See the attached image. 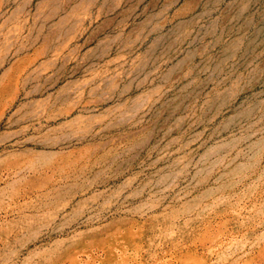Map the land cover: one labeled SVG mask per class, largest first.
Returning <instances> with one entry per match:
<instances>
[{"label":"rangeland","instance_id":"rangeland-1","mask_svg":"<svg viewBox=\"0 0 264 264\" xmlns=\"http://www.w3.org/2000/svg\"><path fill=\"white\" fill-rule=\"evenodd\" d=\"M0 264H264V0H0Z\"/></svg>","mask_w":264,"mask_h":264}]
</instances>
